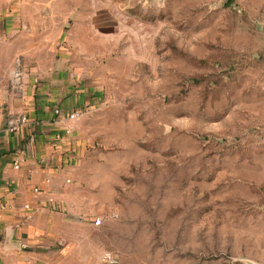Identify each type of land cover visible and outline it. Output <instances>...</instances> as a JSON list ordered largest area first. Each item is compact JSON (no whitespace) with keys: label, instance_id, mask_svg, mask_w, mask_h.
Wrapping results in <instances>:
<instances>
[{"label":"rangeland","instance_id":"obj_1","mask_svg":"<svg viewBox=\"0 0 264 264\" xmlns=\"http://www.w3.org/2000/svg\"><path fill=\"white\" fill-rule=\"evenodd\" d=\"M73 1L102 10L85 17L100 93L74 123L69 196L103 250L264 264V0Z\"/></svg>","mask_w":264,"mask_h":264},{"label":"crops","instance_id":"obj_2","mask_svg":"<svg viewBox=\"0 0 264 264\" xmlns=\"http://www.w3.org/2000/svg\"><path fill=\"white\" fill-rule=\"evenodd\" d=\"M101 11L0 0V264H106L97 226L69 196L76 118L68 116L95 107L100 93L86 69L95 21L85 17Z\"/></svg>","mask_w":264,"mask_h":264},{"label":"built area","instance_id":"obj_3","mask_svg":"<svg viewBox=\"0 0 264 264\" xmlns=\"http://www.w3.org/2000/svg\"><path fill=\"white\" fill-rule=\"evenodd\" d=\"M55 113L57 114L58 113V110L56 109L55 110ZM85 113V110L84 109H77L73 112H71L69 114V118L70 119H75L77 118L79 115L81 114H84ZM11 130H16L17 127L16 126H12V128H10ZM19 161L18 159L15 160L14 162V167L15 168H18L19 167ZM92 223L95 225V226H98L100 223H101V219L100 218H95ZM102 259L103 261L106 263V264H118V256L112 252V251H109V250H106L102 253Z\"/></svg>","mask_w":264,"mask_h":264}]
</instances>
